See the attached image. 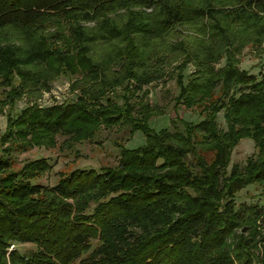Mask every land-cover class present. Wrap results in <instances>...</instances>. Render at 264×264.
<instances>
[{
	"label": "trees",
	"instance_id": "1",
	"mask_svg": "<svg viewBox=\"0 0 264 264\" xmlns=\"http://www.w3.org/2000/svg\"><path fill=\"white\" fill-rule=\"evenodd\" d=\"M247 46L264 54V0H0V264H264L262 208L236 203L264 189V71L241 68ZM170 72L201 119L157 130L145 87ZM63 76L75 99L14 112ZM115 127L145 137L115 165L54 185L47 157L17 168L18 152ZM244 138L257 152L230 167Z\"/></svg>",
	"mask_w": 264,
	"mask_h": 264
},
{
	"label": "rangeland",
	"instance_id": "2",
	"mask_svg": "<svg viewBox=\"0 0 264 264\" xmlns=\"http://www.w3.org/2000/svg\"><path fill=\"white\" fill-rule=\"evenodd\" d=\"M241 68L248 70L251 74L260 76L264 71V54L260 55L251 46H247L241 54ZM225 59L219 64L223 65ZM193 67H189L188 73ZM173 73V72H172ZM71 79L67 76L55 81L50 90H44L40 97L30 98L24 96L18 101L14 112H19L28 104L37 103L39 106H50L56 103L70 101L76 98V94L71 90ZM149 91L147 96L152 106L162 111L161 115L152 117L150 124L159 130L161 127L174 129L175 121L179 118L188 121H199L201 117L196 111L189 110L182 105H176L175 96L178 93L176 76L171 72L166 78L159 82H154L145 87ZM119 92L121 89H118ZM118 92V93H119ZM179 116V117H177ZM220 123L224 125L223 114L219 116ZM7 115H0V135L5 131ZM179 127H183L181 122H177ZM65 137H58V144L53 148L34 147L28 151L16 153L17 168L21 167L26 161L40 157H47L53 165L51 172L45 174L39 181L54 185L59 179L60 172H69L75 168H96L115 165L118 162L119 144L127 147H136L145 142V137L141 132L131 135L129 128L103 129L93 139L82 142L66 141ZM257 152L255 141L252 138H244L235 147L232 154L231 165H245L247 158ZM212 154H208V159ZM237 206L243 203L247 205L257 204L264 213V189L259 185H249L237 193ZM264 217V216H263ZM261 234L258 236L259 254H264V221H261ZM20 250L34 248V244L25 243L18 246Z\"/></svg>",
	"mask_w": 264,
	"mask_h": 264
},
{
	"label": "built area",
	"instance_id": "3",
	"mask_svg": "<svg viewBox=\"0 0 264 264\" xmlns=\"http://www.w3.org/2000/svg\"><path fill=\"white\" fill-rule=\"evenodd\" d=\"M15 247V245H12V247L11 248H14Z\"/></svg>",
	"mask_w": 264,
	"mask_h": 264
}]
</instances>
